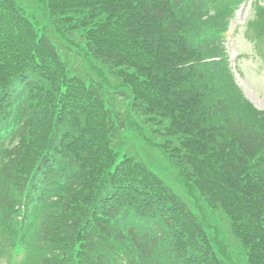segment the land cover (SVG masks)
Returning a JSON list of instances; mask_svg holds the SVG:
<instances>
[{
  "label": "trees",
  "instance_id": "16d2710c",
  "mask_svg": "<svg viewBox=\"0 0 264 264\" xmlns=\"http://www.w3.org/2000/svg\"><path fill=\"white\" fill-rule=\"evenodd\" d=\"M237 1L184 0L168 8L172 18L183 11L196 18L210 8L218 12L224 6L231 12ZM165 14L159 0H0V264L2 259L12 264L13 252L24 248L28 264H172L180 253L190 255L192 264H235L230 249L210 243L204 235H191L186 210H176L177 196L169 185L113 147L112 139L125 129L126 118L122 116L123 128L107 129L111 117L99 88L70 77L54 41L73 39L100 64L119 66L131 90L127 117L144 122L141 113L155 114L161 122L168 118L172 129H186L193 148L183 151L166 141L165 150L176 156L182 152V164L204 179V194L239 202L235 160L244 148L237 150L234 143L241 140L264 160V113L242 102L236 91L202 94L207 90L199 82L210 79L208 73L198 75L199 81L189 74L188 83L181 86L172 81V90L158 88L153 81L163 72L152 74L150 59L162 64L164 58L150 52L164 33L172 45V63L182 65L184 57L178 54L172 31H164ZM150 85L171 92V100L160 99ZM179 87L198 94L178 93ZM163 123L159 130L165 131ZM197 150L209 155V164L197 165ZM215 173L223 180L212 181ZM256 173L264 178L263 171ZM254 209L251 205L249 213L242 202L224 208L231 230L248 250L249 264H264V225L254 222ZM88 211L101 223L111 221L113 231L102 230L99 238L114 245L113 261L94 248L87 253L82 249L79 259L64 258L73 252L82 222L81 234L92 239L97 226ZM124 213L133 217L125 227ZM66 243H71L70 250L56 257L52 245L62 251Z\"/></svg>",
  "mask_w": 264,
  "mask_h": 264
},
{
  "label": "rangeland",
  "instance_id": "374dc122",
  "mask_svg": "<svg viewBox=\"0 0 264 264\" xmlns=\"http://www.w3.org/2000/svg\"><path fill=\"white\" fill-rule=\"evenodd\" d=\"M251 16L252 12L248 9L240 10L234 22L244 25L246 20ZM243 30L244 27H240L239 32H236L231 38V51L235 55H245L240 61V67L244 72V75L239 78L240 83L246 96L256 105L264 109V61L260 56L253 58L254 51L252 49V43L244 38ZM60 42L63 43L62 41H58V43ZM74 56L75 54L71 53L70 57H66L70 69H73L76 64L73 62ZM112 83L111 87L114 85V82ZM140 156L147 161L167 183L172 184L177 191L182 192L181 187L178 185L177 174L172 165V161L164 153L160 150H155L149 158L145 157L142 152H140Z\"/></svg>",
  "mask_w": 264,
  "mask_h": 264
}]
</instances>
